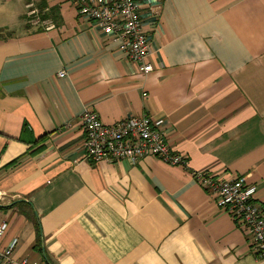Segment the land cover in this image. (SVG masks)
Here are the masks:
<instances>
[{
	"label": "crops",
	"instance_id": "obj_1",
	"mask_svg": "<svg viewBox=\"0 0 264 264\" xmlns=\"http://www.w3.org/2000/svg\"><path fill=\"white\" fill-rule=\"evenodd\" d=\"M139 13L147 75L72 0H0V245L52 264H258L195 173L245 176L264 206V0L141 1ZM87 108L106 124L163 118L188 165L87 161Z\"/></svg>",
	"mask_w": 264,
	"mask_h": 264
},
{
	"label": "built area",
	"instance_id": "obj_2",
	"mask_svg": "<svg viewBox=\"0 0 264 264\" xmlns=\"http://www.w3.org/2000/svg\"><path fill=\"white\" fill-rule=\"evenodd\" d=\"M72 1L80 14L94 21L106 35L120 40L128 57L138 64L140 73L147 75L153 71V65L148 62L151 41L139 13L141 1L152 4V0ZM29 14L36 16L38 10L31 9ZM58 76L65 77L66 71L62 70ZM80 120L86 133L87 161L128 160L137 163L148 156H155L171 165H188V158L168 142L163 118L132 116L106 124L96 110L87 108ZM195 178L214 195L218 207L229 212L247 229L258 264H264V206L257 201L258 187L248 184L245 176L222 178L207 171H198ZM7 227V222L0 224V243ZM16 245L17 239L7 247L0 245V264H47L27 258L15 259Z\"/></svg>",
	"mask_w": 264,
	"mask_h": 264
},
{
	"label": "rangeland",
	"instance_id": "obj_3",
	"mask_svg": "<svg viewBox=\"0 0 264 264\" xmlns=\"http://www.w3.org/2000/svg\"><path fill=\"white\" fill-rule=\"evenodd\" d=\"M32 8H36L34 7V5H31ZM40 13H38V15H33V14H27V16L29 17L30 21L32 24H38L39 23V20H40Z\"/></svg>",
	"mask_w": 264,
	"mask_h": 264
},
{
	"label": "water",
	"instance_id": "obj_4",
	"mask_svg": "<svg viewBox=\"0 0 264 264\" xmlns=\"http://www.w3.org/2000/svg\"><path fill=\"white\" fill-rule=\"evenodd\" d=\"M0 206H2V204H0ZM46 260H47V264H52V263L50 262V260H48L47 258H46Z\"/></svg>",
	"mask_w": 264,
	"mask_h": 264
},
{
	"label": "trees",
	"instance_id": "obj_5",
	"mask_svg": "<svg viewBox=\"0 0 264 264\" xmlns=\"http://www.w3.org/2000/svg\"><path fill=\"white\" fill-rule=\"evenodd\" d=\"M30 218L34 219V217H33V216H31Z\"/></svg>",
	"mask_w": 264,
	"mask_h": 264
}]
</instances>
